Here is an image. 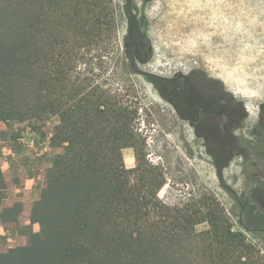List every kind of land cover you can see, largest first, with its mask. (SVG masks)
Listing matches in <instances>:
<instances>
[{"label":"trees","instance_id":"obj_1","mask_svg":"<svg viewBox=\"0 0 264 264\" xmlns=\"http://www.w3.org/2000/svg\"><path fill=\"white\" fill-rule=\"evenodd\" d=\"M126 1L132 29L137 8ZM114 11L112 0H0V123H20L53 150L37 201H0V225L27 236L0 246V264H264L214 197L163 198V174L137 149L138 108L79 70L83 50L113 49ZM22 181L0 172V190Z\"/></svg>","mask_w":264,"mask_h":264},{"label":"rangeland","instance_id":"obj_2","mask_svg":"<svg viewBox=\"0 0 264 264\" xmlns=\"http://www.w3.org/2000/svg\"><path fill=\"white\" fill-rule=\"evenodd\" d=\"M112 1L117 20L114 47L109 53L96 46L83 50L79 70L96 78L95 84L126 93L138 108L137 149L163 174V198L174 203L191 196L214 197L232 229L242 232L264 256V0H150L145 6L134 0L137 9L131 15L139 24L132 29L127 1ZM143 19L147 26L140 22ZM138 32L147 37L143 46H149L144 63L148 48L130 44L138 41ZM193 70L199 72L200 81L211 82L240 103L247 115L244 129L235 134L233 157L221 170L232 141L197 137L163 97L166 81ZM187 97V93L177 94L181 111ZM58 121V117L48 120L52 125ZM25 133L26 139L33 140L29 130ZM35 138L46 143L42 149L45 164L50 163L53 150L38 134ZM121 153L125 166L135 167V150ZM206 228L201 224L196 231Z\"/></svg>","mask_w":264,"mask_h":264},{"label":"flooded vegetation","instance_id":"obj_3","mask_svg":"<svg viewBox=\"0 0 264 264\" xmlns=\"http://www.w3.org/2000/svg\"><path fill=\"white\" fill-rule=\"evenodd\" d=\"M133 46L140 50L146 48L140 39ZM148 52L149 49L143 52L144 60L142 63L146 61ZM197 73H199L197 70H193L187 75H180L166 81L163 97L178 117L193 128L197 137L218 139L220 143L232 141L228 158L224 159L219 166L221 170L233 157L232 149L235 147V134L238 130L244 129L247 115L240 103L228 94H223L221 90L219 92L211 82L205 79L200 81ZM178 92L187 93L188 96L184 100L186 104L184 111H181L177 105ZM257 141L260 142L259 139Z\"/></svg>","mask_w":264,"mask_h":264},{"label":"crops","instance_id":"obj_4","mask_svg":"<svg viewBox=\"0 0 264 264\" xmlns=\"http://www.w3.org/2000/svg\"><path fill=\"white\" fill-rule=\"evenodd\" d=\"M25 131L28 130H23L22 125L16 121L0 123V172L6 181L20 177L24 179L12 189L0 190V201L22 198L26 191L30 192L31 201H37L40 197L42 181L39 171L46 163L42 149L46 143L35 141L36 133L33 132V140L26 139L29 134ZM45 140L48 144V139ZM26 243L27 236L18 228H4L0 225V246L15 248L25 246Z\"/></svg>","mask_w":264,"mask_h":264},{"label":"water","instance_id":"obj_5","mask_svg":"<svg viewBox=\"0 0 264 264\" xmlns=\"http://www.w3.org/2000/svg\"><path fill=\"white\" fill-rule=\"evenodd\" d=\"M129 60L131 61V58H129ZM139 74H141V75H145V76H148L149 74H147L146 72H144V71H137Z\"/></svg>","mask_w":264,"mask_h":264}]
</instances>
